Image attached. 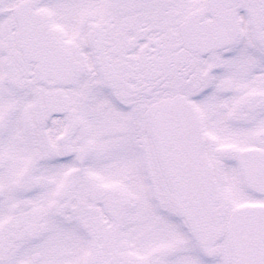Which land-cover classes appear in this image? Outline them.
I'll use <instances>...</instances> for the list:
<instances>
[{"label":"snow or ice","instance_id":"snow-or-ice-1","mask_svg":"<svg viewBox=\"0 0 264 264\" xmlns=\"http://www.w3.org/2000/svg\"><path fill=\"white\" fill-rule=\"evenodd\" d=\"M0 264H264V0H0Z\"/></svg>","mask_w":264,"mask_h":264}]
</instances>
